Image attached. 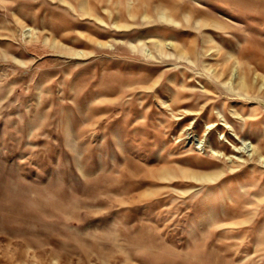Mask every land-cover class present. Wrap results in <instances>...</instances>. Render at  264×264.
<instances>
[{"label":"rangeland","instance_id":"374dc122","mask_svg":"<svg viewBox=\"0 0 264 264\" xmlns=\"http://www.w3.org/2000/svg\"><path fill=\"white\" fill-rule=\"evenodd\" d=\"M0 264H264V0H0Z\"/></svg>","mask_w":264,"mask_h":264}]
</instances>
